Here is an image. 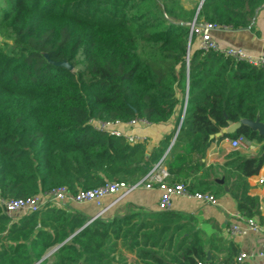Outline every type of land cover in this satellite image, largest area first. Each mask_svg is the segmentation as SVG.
Segmentation results:
<instances>
[{
	"label": "trees",
	"instance_id": "1",
	"mask_svg": "<svg viewBox=\"0 0 264 264\" xmlns=\"http://www.w3.org/2000/svg\"><path fill=\"white\" fill-rule=\"evenodd\" d=\"M199 1L0 2V35L12 42L0 46V201L58 188L75 195L106 183L135 185L182 146L204 152L215 141L244 137L261 145V154L233 153L234 173L225 182L239 215L262 223L260 201L247 180L264 167V136L245 124L234 134L215 135L232 124L264 125V68L192 50L189 25L196 19L245 30L264 0H204L196 17ZM61 62L72 71L52 65ZM186 99L170 150L180 122L151 151L147 142L132 145L92 124L161 125ZM56 205L12 221L0 204V264H35L57 245L62 247L40 264H115L121 241L150 264H235L239 254L235 244L221 237L209 242L169 211H131L83 229L86 217L69 204ZM166 247L174 252L170 262L158 253Z\"/></svg>",
	"mask_w": 264,
	"mask_h": 264
},
{
	"label": "crops",
	"instance_id": "2",
	"mask_svg": "<svg viewBox=\"0 0 264 264\" xmlns=\"http://www.w3.org/2000/svg\"><path fill=\"white\" fill-rule=\"evenodd\" d=\"M186 1L188 6V0ZM212 35L222 48H237L244 50L248 55L264 56V6L256 11L250 28L237 31L218 29ZM192 50H195L194 46ZM181 110V107H178L172 119L161 125H142L138 123L130 126L128 124H120L117 130L126 136H136L144 139L147 142V150L151 151L165 137L176 130L178 123L182 119ZM233 153H238L243 157H256L261 154V145L249 142L245 147L234 150L230 146V139H225L222 142L215 141L204 152L192 151L186 146L179 148L171 156L168 163L163 164L169 171L168 179L172 182H180L192 186L195 192L211 194L217 199L218 204L212 206L195 200L176 198L173 199L169 212L176 216L184 217L183 220L190 223L195 230L204 234L209 242L214 238L221 237L224 241L235 244L239 249V254L250 253L258 250L264 244V185H259V180H264V167L257 176L247 180L251 188V195L257 197L260 201V212L263 221L260 223L256 220L263 228V233L250 234L248 236H229L226 230L239 215L237 204L231 198L229 188L225 182L226 176L230 172L231 174L234 173L229 167V163L233 162L231 157ZM159 199L160 192L157 189L148 190L143 185H140L136 190L117 197L112 202H108L97 219L112 221L131 211L158 213L160 212L158 210ZM68 204L72 210L86 217L88 221L100 212L92 203L82 205ZM59 207L64 208L60 205ZM208 248L209 246H207L209 260L212 253ZM213 254L219 259L224 256L222 252L218 251H214ZM235 264L238 263L235 262ZM242 264H264V261L253 260Z\"/></svg>",
	"mask_w": 264,
	"mask_h": 264
},
{
	"label": "built area",
	"instance_id": "3",
	"mask_svg": "<svg viewBox=\"0 0 264 264\" xmlns=\"http://www.w3.org/2000/svg\"><path fill=\"white\" fill-rule=\"evenodd\" d=\"M204 0L199 1V11ZM221 29L215 24L205 21L198 22L196 19L189 25L190 39H194V47L197 51L202 53L217 52L226 57H230L236 61L245 62L255 68H264V56H252L248 55L244 50L226 47L222 48L218 45L213 37V32ZM187 108V99L185 100L182 115L184 116ZM148 125L145 121L137 120L128 123L130 126L136 124ZM96 130L105 131L112 136L121 138L123 137L130 144L144 143L145 140L136 136H126L117 130L119 123H92ZM182 126V125H181ZM181 129V128H180ZM170 144L169 150L172 148L174 141ZM249 142L244 137H239L234 140H230V146L234 150H239L243 145H247ZM244 146V147H245ZM169 173L163 165V160L155 165L145 175L143 180L135 185H129L124 182L106 183L105 185L89 191H79L75 195H70L66 188H58L52 193L46 196H38L27 200H7L0 201L1 206L4 208L5 213L11 218L12 221H16L17 218L23 215H29L37 213L47 204H94L100 212L104 210L105 205L108 202L114 201L117 197H121L130 191L136 190L140 185H143L146 189H157L160 192V199L158 203V210L160 212H168L171 210L173 199L180 198L186 200H195L204 204L216 206L218 204L217 199L210 194L192 192L189 186L183 183L171 184L167 180ZM259 185H264V180H259ZM97 218H93L88 221V224L96 221ZM229 236H248L250 234L263 233V228L259 225L256 219L245 218L241 215L236 217V220L229 225L226 230ZM262 260L264 261V244L256 251L250 253H241L236 258L238 264L244 262ZM197 264H207L204 262H197Z\"/></svg>",
	"mask_w": 264,
	"mask_h": 264
},
{
	"label": "rangeland",
	"instance_id": "4",
	"mask_svg": "<svg viewBox=\"0 0 264 264\" xmlns=\"http://www.w3.org/2000/svg\"><path fill=\"white\" fill-rule=\"evenodd\" d=\"M2 0H0L1 2ZM189 4V3H188ZM11 41L10 40H5L2 38V36L0 35V46L4 47L6 45H10L11 46ZM183 118V115L182 117ZM181 122V121H180ZM180 125V123H179ZM178 130V129H177ZM245 145H243L241 148H243ZM54 204V203H53ZM59 207V205H56ZM62 207H67L66 205H60ZM21 217V215H20ZM87 224V223H86ZM124 242H119L118 244V248L115 251V254L113 256L112 259H114L115 264H150V262L148 260H146L145 256H142V254H140L138 251L130 253V250L127 248V246H124L123 244ZM60 245H57L55 247H53L52 249H50L44 257L48 256V258H50L51 255H53V251H55V249H57ZM161 256L165 257V259L167 261H171V257H173L174 252L172 250L168 251L167 247L158 252Z\"/></svg>",
	"mask_w": 264,
	"mask_h": 264
},
{
	"label": "water",
	"instance_id": "5",
	"mask_svg": "<svg viewBox=\"0 0 264 264\" xmlns=\"http://www.w3.org/2000/svg\"><path fill=\"white\" fill-rule=\"evenodd\" d=\"M198 15V11H197V14H196V17ZM52 65L56 66V67H62V68H65L69 71H72V66L70 64H68L67 62H61V63H52ZM184 118V116H183ZM183 118L181 119V122H180V125L178 127V130L176 132V136L178 135L179 131H180V128H181V125H182V122H183ZM242 124H245V125H248L250 128H252L254 131H257L259 132L260 135L264 136V125L263 124H260L258 122H255V123H252V122H244V123H238V124H232L230 125V127H228L227 129H224L222 130L220 133L216 134L215 135V138H221L225 135H231V134H234L241 126ZM264 156V154H263ZM103 212V211H102ZM101 215V212H99L97 215H95L94 218H98L99 216ZM89 224L87 223L84 227L86 228ZM81 229V230H83ZM81 230L77 231L74 235L76 236ZM72 238V237H71ZM70 238V239H71ZM69 239V240H70ZM68 240V241H69ZM62 247V245H60L57 249H55V251H53V253L57 252L58 249H60ZM49 256V255H48ZM48 256L44 257L41 261L39 262H36L35 264H40L42 261H44L46 258H48Z\"/></svg>",
	"mask_w": 264,
	"mask_h": 264
}]
</instances>
